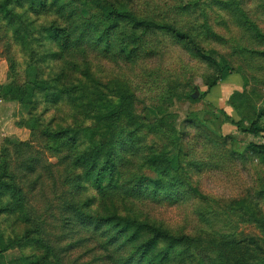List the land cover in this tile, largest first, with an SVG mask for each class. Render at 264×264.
Wrapping results in <instances>:
<instances>
[{
    "label": "rangeland",
    "instance_id": "obj_1",
    "mask_svg": "<svg viewBox=\"0 0 264 264\" xmlns=\"http://www.w3.org/2000/svg\"><path fill=\"white\" fill-rule=\"evenodd\" d=\"M124 1L156 8L213 63L160 32L137 52L153 56L103 54L94 22L74 31L95 0H0V100L25 95L4 89L33 93L29 105L0 103V264H264V161L246 148L261 137L230 124H264V0ZM62 29L91 54L76 56L78 71L55 42ZM224 67L229 77L207 91ZM121 95L130 113L107 130ZM37 118L84 129L71 171L31 128Z\"/></svg>",
    "mask_w": 264,
    "mask_h": 264
},
{
    "label": "trees",
    "instance_id": "obj_2",
    "mask_svg": "<svg viewBox=\"0 0 264 264\" xmlns=\"http://www.w3.org/2000/svg\"><path fill=\"white\" fill-rule=\"evenodd\" d=\"M95 1L96 4H94L93 7L96 12L93 13L92 19L86 20V19H82L80 16H77L76 18L78 20V23L75 24L74 31L75 32L78 31L75 28L81 29L83 23L84 26L86 27L89 26L90 23L94 22L93 23L94 27L97 28L98 31L99 30L101 31V34L104 35L105 38H107L108 42L107 44H103L100 42L99 39L96 40L95 42L94 40H90V42L93 43V45H95L97 48L99 47V49L102 51L103 54L109 55L115 53L122 57V58L118 57L119 59H122L124 61L130 60V62H136L137 60L143 58L144 55L153 56L156 54V52L152 51L153 54L152 52H150L149 54V50L145 51L144 48H142L139 56L137 52L139 50L141 43L143 44L144 38L148 33L160 32V33H164L166 36H169L170 38L172 37L175 40H179L187 43L190 46L192 52L196 56L208 62L213 63L210 54L206 55L201 48L195 45L192 36H190L188 32H183L181 29L178 28V26L174 22H166V20L165 21L160 20L159 16L155 17L160 13L156 12V8L151 9L152 7H150L149 4H146V7L144 8L143 11H138L135 8V4L130 1H124V0H120L119 2L110 1V0H95ZM191 5L192 4H189V6ZM3 7L7 9L6 2L4 3ZM177 9L180 11V6H177ZM183 10L185 9L183 8ZM105 21H107L110 24L106 25L104 23ZM100 23H103L102 27ZM204 23L206 24V27L209 28L206 20H204ZM6 27L7 29H9L8 23L4 24V28ZM57 31L58 33H56V37H54V39L55 42L61 39V45L59 47L60 50H64L66 52V56L68 59L67 69L78 71L76 56L79 55L81 59L85 61L87 60V57L91 54H86V50L82 46L83 44L82 45L79 44L80 41H82L80 34L78 35V39H77L79 43H75V42L70 43L71 37L70 35H68V33L64 34L63 29ZM105 35H111V37ZM88 43H89V39H88ZM116 46L119 48V51L117 50L112 51V48ZM72 47L76 48V50L79 49L84 50L85 53L83 51L72 52L70 51ZM56 55L59 61H62V59L60 60L61 55L60 54H56ZM10 65L12 67L11 61H10ZM31 68L35 70V67L33 65L31 66ZM81 73L83 75L84 74L90 75L87 68L82 70ZM229 75L230 72L228 68L224 67L220 71L218 77L214 78L213 80L207 83L206 85L207 91H211L212 89H214L219 82L226 80L229 77ZM36 80L38 79L36 78ZM32 89L41 91L43 93H47V92L49 93V91L51 90V88H49L45 82H38V81H36V83L33 84ZM9 91L12 95L18 93L19 91L25 93L24 96H16L14 97V99H9V100L16 101L20 105H27V104L29 105L32 103L33 93L29 89H20V88H16L13 90L4 89L3 93L6 94ZM117 101H118L117 103H112L109 106V112H107V114L104 115V120L106 121L107 130L115 125V122L121 118V114L130 113L129 97H126L125 95H121L118 97ZM112 111H116V112H112ZM31 123L32 124H30V126L32 129H37L38 131H41L39 132L40 140L45 142L46 145L45 149L53 153L51 154L54 155L53 157H56L58 159L59 164L62 163V165H64L65 163L69 162L70 166L68 171H71L72 168H75V166H77V163L80 160L77 151L81 147L79 143V137H80V132L83 134L84 129L80 130L79 127L76 128L68 127L67 129H63V130H53L51 126H48V124L45 125L42 124L38 120V118L36 120H32ZM230 124L235 126L236 130L244 135H250L253 138L261 137L264 140V124L263 127L260 128L256 121L251 123L248 129H243L239 125H236L232 122H230ZM228 139L231 141L234 153L242 157L243 153L235 148L236 145L235 138H227V140ZM246 148L247 151L249 150L259 155L264 161V144H257L255 142H252L249 143ZM93 149H95L94 152H96L98 156L99 149L97 148V146L94 147ZM32 161L33 160H31V162ZM45 168L46 167H43L42 170H44ZM67 173H68L67 170H65V174ZM27 174L34 175V177L37 176V174H35L34 171H31ZM27 176L28 175L24 174V178L21 177V179L25 180ZM52 177L53 176L49 174V179H52ZM67 207L68 208L72 207V205H69ZM72 208H74V205Z\"/></svg>",
    "mask_w": 264,
    "mask_h": 264
},
{
    "label": "crops",
    "instance_id": "obj_3",
    "mask_svg": "<svg viewBox=\"0 0 264 264\" xmlns=\"http://www.w3.org/2000/svg\"><path fill=\"white\" fill-rule=\"evenodd\" d=\"M3 101H1L0 100V103L2 104V105H5V106H8V105H12L13 103H8L7 101H4L3 103H2Z\"/></svg>",
    "mask_w": 264,
    "mask_h": 264
},
{
    "label": "built area",
    "instance_id": "obj_4",
    "mask_svg": "<svg viewBox=\"0 0 264 264\" xmlns=\"http://www.w3.org/2000/svg\"><path fill=\"white\" fill-rule=\"evenodd\" d=\"M254 139H256V138H254ZM258 141H259V138H258ZM255 143H256V142H255ZM257 144H264V140L261 138L260 143H257Z\"/></svg>",
    "mask_w": 264,
    "mask_h": 264
},
{
    "label": "water",
    "instance_id": "obj_5",
    "mask_svg": "<svg viewBox=\"0 0 264 264\" xmlns=\"http://www.w3.org/2000/svg\"><path fill=\"white\" fill-rule=\"evenodd\" d=\"M197 95H198V92L196 91V93L192 96V98L196 99Z\"/></svg>",
    "mask_w": 264,
    "mask_h": 264
}]
</instances>
